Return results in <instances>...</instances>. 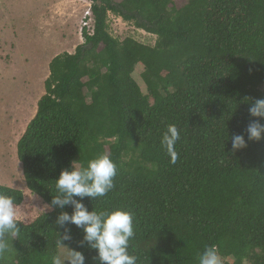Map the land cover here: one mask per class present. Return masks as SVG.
Instances as JSON below:
<instances>
[{
	"label": "trees",
	"instance_id": "16d2710c",
	"mask_svg": "<svg viewBox=\"0 0 264 264\" xmlns=\"http://www.w3.org/2000/svg\"><path fill=\"white\" fill-rule=\"evenodd\" d=\"M90 2L93 34L83 29L74 53L50 61L45 93L17 142L26 188L50 204L62 170L107 153L115 187L82 203L90 212L133 213L129 253L137 264H197L209 245L232 259L224 264H264V139L248 141L255 118L245 102L264 99V0ZM108 14L155 36L153 46L112 37ZM137 66L145 94L133 78ZM170 124L181 137L175 165L161 146ZM237 134L247 148L233 154ZM0 193L23 202L18 190ZM72 210L20 222L0 264H51L64 231L55 220ZM64 227L72 235L64 243L93 264L96 251L79 246L82 230Z\"/></svg>",
	"mask_w": 264,
	"mask_h": 264
},
{
	"label": "rangeland",
	"instance_id": "374dc122",
	"mask_svg": "<svg viewBox=\"0 0 264 264\" xmlns=\"http://www.w3.org/2000/svg\"><path fill=\"white\" fill-rule=\"evenodd\" d=\"M56 1L34 0L33 4L30 0H0V186L23 194L21 222L25 224L49 210L45 209L47 204L39 196L32 195L26 188L22 167L16 156L17 140L34 117L37 102L45 93L44 82L49 75L50 61L59 54L74 53L75 49H67V45L77 47L83 43L81 21L87 4L78 0H59L63 2L60 6L62 10L75 4L79 10L71 21L67 20L62 32H56L42 22L47 14L46 9ZM187 1L174 0V3L180 8ZM37 12L35 18L30 15ZM107 23L110 35L119 40L131 38L147 46H153L155 42V36L112 14H108ZM60 33H64V36L61 37ZM141 73L142 67L137 66L133 78L145 94ZM222 260L223 264L232 262L230 258Z\"/></svg>",
	"mask_w": 264,
	"mask_h": 264
},
{
	"label": "clouds",
	"instance_id": "9594fccd",
	"mask_svg": "<svg viewBox=\"0 0 264 264\" xmlns=\"http://www.w3.org/2000/svg\"><path fill=\"white\" fill-rule=\"evenodd\" d=\"M245 102L250 104L249 115L255 118L246 129L248 141L258 142L264 139V124L260 123V120H264V99ZM180 138L177 126L172 124L162 135L161 146L173 165L179 158L175 146ZM231 142L233 154L247 148L243 135H233ZM116 175L117 165L107 153L98 154L88 160L86 165H82L79 160L73 161L70 168L60 172L54 181L55 195H51L50 204L45 205V209H64L70 205L73 210L71 214L61 211L55 220V225L64 228V231L56 232L59 251L51 257V264H85L84 254L70 249L64 243L72 240L71 230L64 227L66 223L82 230L80 247L86 244L89 249L96 251L93 264H137V256L129 253V242L134 237L133 213L122 209H94L90 212L82 203L84 198L97 200L105 197L114 189ZM21 218V205L14 197L0 193V258L12 251L13 240L20 236L21 228L18 225ZM197 264H223V260L217 247L209 245L198 254Z\"/></svg>",
	"mask_w": 264,
	"mask_h": 264
},
{
	"label": "crops",
	"instance_id": "0c3cea01",
	"mask_svg": "<svg viewBox=\"0 0 264 264\" xmlns=\"http://www.w3.org/2000/svg\"><path fill=\"white\" fill-rule=\"evenodd\" d=\"M30 1H32V3L34 4V0H30ZM62 3L63 2H59V0H57L56 3L52 7H49L48 9H46L47 10V12H46L47 14L45 15L46 17H44V20L42 19V22H44L45 24H47L49 26L48 27L46 25V27H48V28L52 27L53 29H55L56 32H57V30L62 32V30L64 29L63 27H65V25H66L65 23L67 22V20L69 19L71 21V19L74 18V14L78 15L77 14V11L79 10L78 5L75 4L74 7H71V6L64 7V10H62L63 7L62 8L60 7L62 5ZM37 14H38V12L35 14L30 13V15L33 16L34 18L37 17ZM75 17H77V16H75ZM60 35H61V37H63L64 33H60ZM67 47H68L67 49H75L76 46L71 47V46L67 45ZM69 54H71V53H69Z\"/></svg>",
	"mask_w": 264,
	"mask_h": 264
},
{
	"label": "built area",
	"instance_id": "2783aa9c",
	"mask_svg": "<svg viewBox=\"0 0 264 264\" xmlns=\"http://www.w3.org/2000/svg\"><path fill=\"white\" fill-rule=\"evenodd\" d=\"M80 2H85L87 4V8L85 9V11L83 12V17H82V21H81V25H82V30L86 29V33L87 35H92L93 34V17H92V13H91V2L90 0H78Z\"/></svg>",
	"mask_w": 264,
	"mask_h": 264
}]
</instances>
